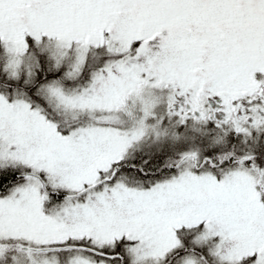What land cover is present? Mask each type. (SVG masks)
<instances>
[{
    "label": "snow or ice",
    "instance_id": "obj_1",
    "mask_svg": "<svg viewBox=\"0 0 264 264\" xmlns=\"http://www.w3.org/2000/svg\"><path fill=\"white\" fill-rule=\"evenodd\" d=\"M0 264H264V0H0Z\"/></svg>",
    "mask_w": 264,
    "mask_h": 264
}]
</instances>
